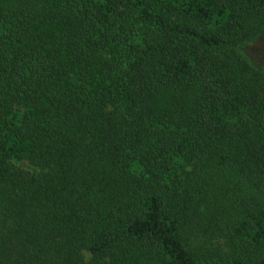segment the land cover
Wrapping results in <instances>:
<instances>
[{"label": "trees", "instance_id": "obj_1", "mask_svg": "<svg viewBox=\"0 0 264 264\" xmlns=\"http://www.w3.org/2000/svg\"><path fill=\"white\" fill-rule=\"evenodd\" d=\"M261 34L264 0H0V264H264Z\"/></svg>", "mask_w": 264, "mask_h": 264}, {"label": "rangeland", "instance_id": "obj_2", "mask_svg": "<svg viewBox=\"0 0 264 264\" xmlns=\"http://www.w3.org/2000/svg\"><path fill=\"white\" fill-rule=\"evenodd\" d=\"M240 53L243 58L252 66L257 72L264 74V34L257 37L249 39L240 48ZM13 167L16 171H26L31 174H39L40 171L28 163L13 162ZM213 202L208 201L205 207L202 209V219L200 227L197 225L190 226L188 231V236L186 238V243H188L187 248L199 255L204 253L205 250L211 247V241L206 233L203 225L211 218L210 209L213 208ZM206 207L210 208L209 210ZM89 259V256H86Z\"/></svg>", "mask_w": 264, "mask_h": 264}]
</instances>
